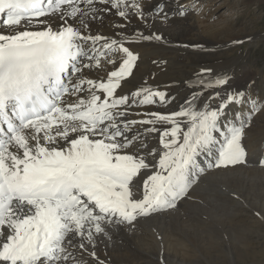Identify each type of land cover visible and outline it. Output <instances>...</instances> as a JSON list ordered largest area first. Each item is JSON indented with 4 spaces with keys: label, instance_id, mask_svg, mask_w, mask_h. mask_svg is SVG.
Segmentation results:
<instances>
[{
    "label": "snow or ice",
    "instance_id": "1",
    "mask_svg": "<svg viewBox=\"0 0 264 264\" xmlns=\"http://www.w3.org/2000/svg\"><path fill=\"white\" fill-rule=\"evenodd\" d=\"M177 4L0 0V264H108L97 249L113 232L174 211L208 170L247 164L264 99L227 74L202 68L170 112L151 110L175 99L166 91L130 87L136 46L165 41L145 29L185 16Z\"/></svg>",
    "mask_w": 264,
    "mask_h": 264
},
{
    "label": "rangeland",
    "instance_id": "2",
    "mask_svg": "<svg viewBox=\"0 0 264 264\" xmlns=\"http://www.w3.org/2000/svg\"><path fill=\"white\" fill-rule=\"evenodd\" d=\"M182 5L188 9V12L185 16H178V18L187 20V25L173 26V24H164L163 26L166 30L168 29L172 33L176 32L175 37L177 38V41H188L193 38L196 39L200 35H204L207 38L214 39V41L218 40V42L216 41L217 43L223 41L225 43H232L233 40H242L244 42L233 45L230 49L228 48L229 50L220 47L217 48L220 49L217 51L216 48H214V53H208L211 50L206 49L200 53L197 52L199 55L197 53L192 55V52L194 51L183 48L176 47L171 49L169 57H173L172 59L180 65L171 67L164 76L162 75L160 77L161 79L159 82L165 85L163 89H166L167 85L171 84L172 86L171 89L173 91L171 90L170 93H174L176 105L173 111L178 110L180 105L184 103L183 101H185L190 94L191 90L186 87V82L192 80L195 75L200 72L205 63L208 66L216 59L220 62L216 64L218 65L217 70L220 71L219 74H228L230 77V84L233 86L232 89L244 90L256 98L264 99V0H184ZM211 9L216 12L214 16L210 11ZM214 25H219V28L228 25L229 29L226 31H212L211 29ZM100 27L107 29L105 31L106 33L110 30L109 27L105 28L106 23ZM133 29H135V26L131 25L129 30ZM248 37H251V39H247ZM227 64H230V66L227 67ZM151 79L153 80L155 78ZM242 84H245V86L243 87ZM247 142L249 144L248 148L246 147ZM243 145L246 152H248L247 150L250 151V153H247V164L237 165L228 168L227 170L211 169L205 174L207 175L208 173L213 172L211 177L209 176V181H212L211 183L214 185V191H210L209 195H216L215 197L218 199L220 198V203L223 205V209L221 208L222 210H218V214L221 216L217 215L218 219L216 218L213 220L215 224H210L211 222H208L206 224H209V229L204 228L203 230V237L205 236V233L206 238L210 237L209 235H211V233H216L218 235V240H215L213 246L208 244L207 246L204 245L206 247H204V255L202 256L198 253L199 255L196 254L197 258L192 260L189 259V262H193L192 264H210L213 260V264H264V219L258 218L254 215V212L258 211V207L259 212H262H260L261 215L264 214V211H262V209L264 210V185H262L264 184V175H262L264 174V167L258 166L259 161L264 159V112L255 115L251 120L250 127H248L245 132ZM254 146L255 148H253ZM239 169L240 171H238ZM257 171L259 172L258 174ZM205 175L201 177L202 179L191 189L190 193L196 186L199 187L200 185H205L202 184L205 181ZM231 178L232 181H236L237 186L238 182H249L248 186L251 185V187L245 198L241 193H234V191L231 193L229 192L228 194L226 186L222 182L230 180ZM233 194L238 196L239 199H236ZM186 199L194 201V203L195 200H197H194V197L191 195ZM187 206H185L186 209L190 211L188 204ZM185 216H187V214H185ZM206 238L205 240H208ZM197 241L198 240L195 241V244L198 247ZM118 244L119 243L116 245ZM190 246L191 244H189V247ZM115 248L117 247L115 246ZM102 250L103 253H106L105 247H103ZM117 251L113 253H119ZM192 254L189 252L188 256L193 257ZM205 254L208 255L206 256ZM137 256L139 259V257H143L144 255L139 254ZM101 258H106L105 260L108 264L126 263H117L118 261L115 260L113 256L110 258L107 253ZM210 258L213 259L211 260ZM152 260H154V262L147 264H160L159 256H157L156 260L155 258ZM136 263L143 264L141 262Z\"/></svg>",
    "mask_w": 264,
    "mask_h": 264
},
{
    "label": "bare ground",
    "instance_id": "3",
    "mask_svg": "<svg viewBox=\"0 0 264 264\" xmlns=\"http://www.w3.org/2000/svg\"><path fill=\"white\" fill-rule=\"evenodd\" d=\"M182 2H184V0H179V5H182ZM157 3H165L167 6V9L170 11H174L178 7L177 0H150V6L155 5ZM210 11H211L212 15L214 16V14L216 13L215 10L211 9ZM178 16L179 15L175 16L174 18L168 20L165 23H161L159 20H157L153 26H150L149 29H145V31H158V32H160L165 37V41H163V42H159V41L144 42V43L136 46V50L139 52L141 60L139 61V71L136 73V79L133 81V85L130 86L132 90H135V86H137V85L143 83L145 80H147V82L150 85H152L153 87L159 88V90L166 91L167 93H169L168 94L169 97H174V93H170V91L172 90L171 84L167 85L166 89H163V87H165V85L163 83L159 82V80L161 79L160 77L162 75L164 76L165 73L171 67L180 65L178 62H176L175 60L172 59L173 57L172 58L169 57L171 49L178 47V48L191 50V51H194V52H192V55H193L197 52L200 53L202 51H205L206 49L211 50L209 52L207 51L208 53H214L215 52L214 48H216V50L218 51L220 49H217V48L222 47L224 49H228V48L230 49L233 45H236L233 43H225L224 41L217 43L218 40H216L217 41L216 42V41H214V39L212 40L211 38H207L204 35H200L196 39L193 38V39L188 40V41H183V42L177 41L176 40L177 38L175 37L176 32L172 33L168 29L166 30L165 27H163V26H164V24H173V26L185 25L187 23V20L179 19ZM209 17H210V15H209ZM105 19H106V21H108V20L113 19V18L106 17ZM114 19L119 20L118 17H115ZM132 25H134L135 28L144 29V25L141 24L139 21L133 20ZM212 27H213L211 29L212 31H219V30L226 31L227 29H229L228 25H224V26H222V28H219V25H217V26L214 25ZM105 28H108L107 23H106ZM130 28H131V25L129 26V29ZM103 30L106 31L107 29L103 28ZM0 31H2V29H0ZM184 45H199V47H196V48L184 47ZM185 54H186V52H185ZM153 61H156V63H153ZM218 62H219V60L216 59L213 62H211L208 66L205 63V65H203L202 68H212L215 74H219L220 71L217 70L218 65H216V64H218ZM226 66L228 67V66H230V64H227ZM225 73H226V71H225ZM229 75H231V74H229ZM151 78H155V79L152 80ZM242 82H244V81H242ZM248 83H249V80H248ZM245 84L244 85L242 84L243 87L245 86ZM230 86L232 89L233 88L232 84H230ZM175 107H176V105H175V99H174L173 101H171L170 103L165 104V105L157 104L156 106L152 107L151 110L160 111V112H170V111H173L175 109ZM140 110L143 111V109H140ZM133 118H137V117H133ZM158 144H159V134H155L152 138H150V147H153V148L157 147ZM246 147L247 148L249 147L248 142H247ZM253 148H255V146ZM247 151H248L247 153H250L249 150H247ZM252 151H254V150H252ZM249 163H250V161H249ZM258 166H260V165L258 164ZM253 167H255V166H253ZM238 171H240V169ZM260 171H262V170H260ZM212 173L213 172H210L204 176L205 181L202 184H205V185H200L199 187L196 186L194 188V190L189 194L192 197H194V200L197 199V200H195V203H194V201L184 199V200H182V202L181 201L179 202L177 208L174 211L156 214V215H153L149 219L145 218V220L139 221L136 225L135 230H133V231H127L124 229H120L119 231L113 232L111 240H103L102 242L99 243V246L97 249L98 254L100 256L101 255L104 256L107 253L110 256V258H111V256H113L114 259L118 261L117 263L126 262V263L135 264L136 262H138V263L141 262L143 264H147V263L154 262V260H152V259L155 258V260H156L157 256H159V259H160L161 251H163V255H164L166 264H192L193 262L192 263L189 262V259L192 260L194 258H197V255H199V254H201L202 256L204 255V250L206 248L204 245L207 246V244H208V245L213 246V244L215 243V240L216 239L218 240V235L216 233L215 234L211 233V235H209L210 237H207V238L205 237L206 236V233H205V236L203 237L204 228L209 229V224H206V223L211 222L210 224H215L213 220L216 218L218 219L217 215H220V214H218V212H219L218 210H220L221 208L223 209V205L220 203L221 199L220 198L218 199L217 197H215L216 196L215 194H214L215 196L209 195L210 191H212V192L214 191V185L211 183L212 181L211 182L209 181V178L211 177ZM254 173H256V172H254ZM258 173L259 172L257 171V174ZM262 175H264V174H262ZM234 176H236V175H234ZM201 179L202 178H200V180ZM244 180H246V179H244ZM216 183H218V182H216ZM222 183L226 186L228 194H229V192L231 193L232 191H234V193L235 192L241 193L244 198L246 197V194L251 187V185L248 186L249 182L247 183L246 181H244V183L238 182L237 183L238 186H237L236 181H234V180L232 181V178L230 180H225ZM220 185H221V183H220ZM262 185H264V184H262ZM219 189H221V188H219ZM254 196H256V195H254ZM228 201H230V200H228ZM251 202H253V201H251ZM259 202H261V201H259ZM224 203H226V202H224ZM187 204L189 205L190 211L188 209H186V207H185V206H187ZM252 206H254V205H252ZM187 208H188V206H187ZM257 209L259 211V207ZM262 211H264V210L262 209ZM185 214H187V216H185ZM262 215H264V214H262ZM157 233H159L160 236L163 238V247H161V241L157 239ZM205 238L208 240H205ZM196 240H198L197 241L198 247L195 244ZM117 243H119V244L116 245ZM189 244H191L190 247H189ZM115 246L117 248H115ZM103 247H105V249H106V253L104 252L105 254L103 253V250H102ZM115 251H117L119 253H113ZM189 252H191V254L193 253L192 254L193 257L188 256ZM139 254H143L144 256L139 257V259H138L137 255H139ZM213 258H210V259L212 260ZM213 261L210 262V260H209L210 264H213ZM194 262H196V261H194Z\"/></svg>",
    "mask_w": 264,
    "mask_h": 264
}]
</instances>
